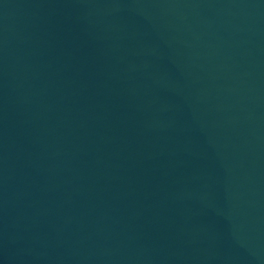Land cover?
Listing matches in <instances>:
<instances>
[{"label": "water", "instance_id": "water-1", "mask_svg": "<svg viewBox=\"0 0 264 264\" xmlns=\"http://www.w3.org/2000/svg\"><path fill=\"white\" fill-rule=\"evenodd\" d=\"M0 264H264V0H0Z\"/></svg>", "mask_w": 264, "mask_h": 264}]
</instances>
